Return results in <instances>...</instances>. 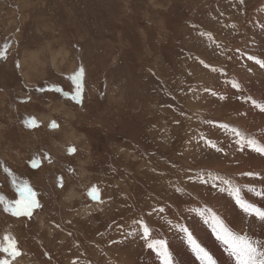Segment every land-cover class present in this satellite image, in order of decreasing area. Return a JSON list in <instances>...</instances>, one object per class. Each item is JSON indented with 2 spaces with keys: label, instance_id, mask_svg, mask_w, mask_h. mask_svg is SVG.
Returning <instances> with one entry per match:
<instances>
[{
  "label": "rangeland",
  "instance_id": "1",
  "mask_svg": "<svg viewBox=\"0 0 264 264\" xmlns=\"http://www.w3.org/2000/svg\"><path fill=\"white\" fill-rule=\"evenodd\" d=\"M0 50V197L26 184L39 204L0 205V240L20 252L0 258L161 264L143 227L167 245L180 226L212 237L207 209L264 251L248 233L264 219L224 183L264 211V154L232 131L264 144V67L249 59L264 60V0H0ZM214 240L215 264H236Z\"/></svg>",
  "mask_w": 264,
  "mask_h": 264
},
{
  "label": "snow or ice",
  "instance_id": "2",
  "mask_svg": "<svg viewBox=\"0 0 264 264\" xmlns=\"http://www.w3.org/2000/svg\"><path fill=\"white\" fill-rule=\"evenodd\" d=\"M0 58H6L5 52L3 50H0ZM249 59L254 60L261 67H264V60H258L255 57H249ZM74 79H76L78 82L79 74H77ZM232 86L234 88H239V84L235 82H233ZM80 96L81 93L79 90H77L73 99L79 102ZM251 102L254 105L258 103L255 100H251ZM261 110L264 111V105L261 106ZM232 131L238 138L237 143H246L247 146L253 151L264 154V144H260L254 138L245 137L243 133L237 129H233ZM70 151H73V149H70ZM33 166H36L35 163H33ZM245 175L251 176L253 173H245ZM224 183L229 186L228 190L230 191V194L232 195L236 204L243 211L249 214H255L261 219H264V211L256 209L254 205L242 198L241 189L239 187L227 180H225ZM252 190L254 191V189ZM89 194L93 196V199H98V190L95 188V186H93ZM0 205H3L5 212H10L11 215L15 217H30L32 210L36 207H39V204L35 199V192L26 184L21 189V199L9 202L5 201L3 197H0ZM205 212L208 214L205 222H210L213 234L216 236V239L226 245V250L229 252L230 256L235 259L236 264H264V251H259L247 237L238 235L231 231L210 209L205 210ZM205 212H201L199 214L204 216ZM179 230L184 233L185 242L195 254L196 258L200 261V264H215V261L212 259L211 255H209V252L201 246L192 232L183 226H180ZM149 237V228L144 226L143 238L145 241H147L146 247L156 252V254L160 257L161 264H173L172 254L169 251V247L166 242L162 239H150ZM0 253H5L12 259L20 255V252L16 247V241L13 237L6 234L3 239L0 240ZM0 264H11V260L7 258H0Z\"/></svg>",
  "mask_w": 264,
  "mask_h": 264
},
{
  "label": "bare ground",
  "instance_id": "3",
  "mask_svg": "<svg viewBox=\"0 0 264 264\" xmlns=\"http://www.w3.org/2000/svg\"><path fill=\"white\" fill-rule=\"evenodd\" d=\"M218 169V168H217ZM227 195V194H226ZM225 195V196H226ZM227 197V196H226ZM227 199V198H225ZM228 200V199H227ZM220 201H222L224 203V205H228L229 206V202L228 201H224L221 197H220ZM263 204V203H262ZM230 223L233 225V229L236 228V230H239V228H241L240 226V223L236 222L234 220V218H231L230 219ZM234 221V222H232ZM231 227V226H230ZM232 229V230H233ZM200 231V230H199ZM175 233V232H174ZM251 237H257V238H263L264 237V234L262 235H259L258 234V231H257V228L256 230H252L251 228L249 229V232ZM198 237L197 241L201 244L202 247H204L205 249H208L210 250L211 247H210V244L212 243H209L208 241L209 240H212L215 242V235L213 234L212 237L210 236V234L206 231H201V232H198L197 230V233H195ZM180 236V235H179ZM172 237V236H171ZM176 238V237H175ZM167 239V238H166ZM170 239V238H169ZM174 239V238H173ZM177 240H181L180 244H176V245H168L169 247V251H171V254L173 257L176 258V260L178 261L179 264H198L197 263V259H196V256L195 254L191 251L190 247L187 245L186 242H182V239L181 237H179ZM167 241V240H166ZM174 244V243H173ZM75 248V246H73ZM212 255L214 256H217L218 253L217 252H211ZM84 255V254H83ZM86 257V256H85ZM84 257V259H85ZM153 257V256H152ZM150 258V257H149ZM148 259V258H147ZM86 260V259H85ZM151 260V259H150ZM217 261V260H216ZM147 264V263H146Z\"/></svg>",
  "mask_w": 264,
  "mask_h": 264
},
{
  "label": "trees",
  "instance_id": "4",
  "mask_svg": "<svg viewBox=\"0 0 264 264\" xmlns=\"http://www.w3.org/2000/svg\"><path fill=\"white\" fill-rule=\"evenodd\" d=\"M92 5V4H91ZM92 7H94V5H92ZM113 24H114V21H113ZM104 47H105V45H104ZM99 49V48H98ZM81 58H83V56L81 57ZM139 74H140V72H139ZM139 83H140V85H142V83L140 82V80H139ZM143 86V85H142Z\"/></svg>",
  "mask_w": 264,
  "mask_h": 264
},
{
  "label": "crops",
  "instance_id": "5",
  "mask_svg": "<svg viewBox=\"0 0 264 264\" xmlns=\"http://www.w3.org/2000/svg\"><path fill=\"white\" fill-rule=\"evenodd\" d=\"M260 155V154H259Z\"/></svg>",
  "mask_w": 264,
  "mask_h": 264
}]
</instances>
